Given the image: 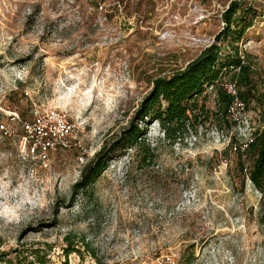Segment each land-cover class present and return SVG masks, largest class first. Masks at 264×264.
Wrapping results in <instances>:
<instances>
[{"label": "rangeland", "instance_id": "374dc122", "mask_svg": "<svg viewBox=\"0 0 264 264\" xmlns=\"http://www.w3.org/2000/svg\"><path fill=\"white\" fill-rule=\"evenodd\" d=\"M233 3L248 10L239 56L264 94V0H0V125L10 130L0 133L2 251L21 264H264V194L248 178L250 158L241 171L236 154L264 130L256 100L232 113L233 123L200 125L175 144L152 123L155 165L139 167L129 151L88 189L73 190L153 81L215 43ZM51 107L71 114L77 145L43 169L21 151L9 114L31 119ZM68 236L97 259L81 244V255L66 258Z\"/></svg>", "mask_w": 264, "mask_h": 264}, {"label": "trees", "instance_id": "16d2710c", "mask_svg": "<svg viewBox=\"0 0 264 264\" xmlns=\"http://www.w3.org/2000/svg\"><path fill=\"white\" fill-rule=\"evenodd\" d=\"M237 7V3H233L225 12V28L216 36L214 44L205 48L184 69L153 81L151 91L142 99L127 125L107 140L84 167L81 179L73 186L74 191L88 189L108 169L114 158L129 151L134 152L131 160L139 167L150 168L155 165L159 155L147 136L148 127L152 123L160 125L164 141L170 144L182 142L190 133H196L200 125L221 120L233 123L229 114L233 98L224 89L228 78L237 81L238 96L245 107L254 100L261 108L264 107V94L257 93V86L251 78L253 66L239 56L238 43L251 25L247 22L248 10L240 13ZM237 15L239 16L236 19ZM225 44L228 45V51L223 48ZM234 67L240 68L239 73L232 71ZM209 90L216 98L214 110L207 106ZM124 114L127 116V112ZM236 154L241 171L246 168L244 158H250L248 178L254 187L264 194V130L255 136L244 151L237 148ZM65 241L66 258L72 253L81 255V248L75 246L81 244L82 248H86L91 256L97 259L84 239L74 242L72 237L68 236ZM1 248L0 238V264L22 263L20 255L11 258L10 253L2 251Z\"/></svg>", "mask_w": 264, "mask_h": 264}, {"label": "built area", "instance_id": "2783aa9c", "mask_svg": "<svg viewBox=\"0 0 264 264\" xmlns=\"http://www.w3.org/2000/svg\"><path fill=\"white\" fill-rule=\"evenodd\" d=\"M99 8L103 10L104 5L100 4ZM232 71L239 73L240 68L234 67ZM224 89L233 98L229 108L230 116L232 117L231 114H235L236 111L245 110V104L238 96L237 81L233 79L226 81ZM9 120L20 125L22 133L21 151L25 153L27 158L37 161L43 169L49 167L53 154L69 151L77 145L78 128L75 121L71 114L59 107L34 109L31 119H24L17 112H10ZM0 133L5 136L10 134L8 126L1 124ZM88 155V152L83 150L79 157V162L82 165H84Z\"/></svg>", "mask_w": 264, "mask_h": 264}]
</instances>
